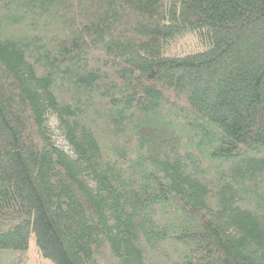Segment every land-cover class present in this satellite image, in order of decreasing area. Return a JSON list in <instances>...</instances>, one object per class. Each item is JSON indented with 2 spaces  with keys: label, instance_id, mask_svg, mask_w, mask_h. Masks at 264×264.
I'll return each instance as SVG.
<instances>
[{
  "label": "trees",
  "instance_id": "trees-1",
  "mask_svg": "<svg viewBox=\"0 0 264 264\" xmlns=\"http://www.w3.org/2000/svg\"><path fill=\"white\" fill-rule=\"evenodd\" d=\"M31 238L264 264V0H0V264Z\"/></svg>",
  "mask_w": 264,
  "mask_h": 264
},
{
  "label": "rangeland",
  "instance_id": "rangeland-1",
  "mask_svg": "<svg viewBox=\"0 0 264 264\" xmlns=\"http://www.w3.org/2000/svg\"><path fill=\"white\" fill-rule=\"evenodd\" d=\"M186 41H187V39L181 40L180 44L186 45V44L190 43V41L187 43H186ZM191 46L192 45L190 43V44L186 45V47H184V49L189 50V49H191ZM50 124L54 127L55 126V120L51 119ZM58 143L63 145V142L61 141V139H58ZM28 252H29V260H28L27 264H52L51 261H49L48 259H44L43 257H41L38 254V251H37V248H36V245H35L33 238H31L29 240Z\"/></svg>",
  "mask_w": 264,
  "mask_h": 264
}]
</instances>
